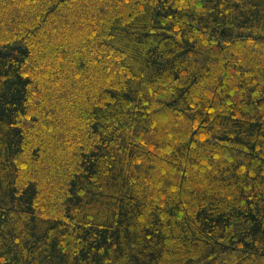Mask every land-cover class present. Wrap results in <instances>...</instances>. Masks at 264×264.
Listing matches in <instances>:
<instances>
[{
  "label": "trees",
  "instance_id": "obj_1",
  "mask_svg": "<svg viewBox=\"0 0 264 264\" xmlns=\"http://www.w3.org/2000/svg\"><path fill=\"white\" fill-rule=\"evenodd\" d=\"M0 264H264V0H0Z\"/></svg>",
  "mask_w": 264,
  "mask_h": 264
}]
</instances>
